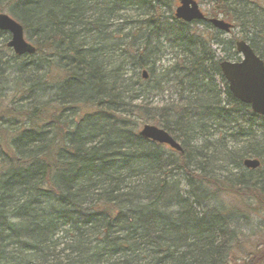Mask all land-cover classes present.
Masks as SVG:
<instances>
[{"label":"trees","instance_id":"1","mask_svg":"<svg viewBox=\"0 0 264 264\" xmlns=\"http://www.w3.org/2000/svg\"><path fill=\"white\" fill-rule=\"evenodd\" d=\"M210 1L207 17L240 27L263 60L264 22ZM171 2L0 0L34 48L16 56L0 32V264H258L239 221L264 212V135L212 139L235 114L259 118L218 68L235 39L164 16ZM166 47L174 63L158 68ZM141 125L182 152L139 137Z\"/></svg>","mask_w":264,"mask_h":264},{"label":"water","instance_id":"2","mask_svg":"<svg viewBox=\"0 0 264 264\" xmlns=\"http://www.w3.org/2000/svg\"><path fill=\"white\" fill-rule=\"evenodd\" d=\"M177 1L179 6L174 11L176 20L184 23L208 22L215 30L223 33H228L231 30V24L223 20L207 19L194 0ZM0 32L9 34L7 47L16 56L34 54V48L24 39L22 27L6 14H0ZM236 51L243 58L240 62L223 61L219 64L229 93L239 103L249 106L254 115L264 117V63L243 41L236 42ZM142 78L147 79L145 71L142 72ZM138 135L150 142L167 145L174 151L182 152L180 145L159 127L144 125ZM242 165L247 170H256L260 166V162L255 159H244Z\"/></svg>","mask_w":264,"mask_h":264},{"label":"rangeland","instance_id":"3","mask_svg":"<svg viewBox=\"0 0 264 264\" xmlns=\"http://www.w3.org/2000/svg\"><path fill=\"white\" fill-rule=\"evenodd\" d=\"M198 5L200 6L201 11L204 14H208V10L211 8L212 4L210 0H195ZM177 6V2L172 1L170 6L167 8L163 9V12L161 11V13L164 14V16H168L170 14V10L174 11V9ZM242 8L248 10V9H252L254 11V14L256 15V17L258 16V18L260 19L259 21L264 22V0H237V2L230 4V9H236V13H241ZM221 18V17H219ZM197 31H202L203 27L201 26H196V28H194ZM207 34H209V30L206 31ZM205 33V34H206ZM7 34V33H6ZM235 39L236 40H240L243 39L242 38V31L240 27H236L232 30V32L229 35H223L222 39ZM27 41V40H26ZM28 42V41H27ZM262 44H259L257 41V48L260 50ZM211 50L214 52L216 50V48L213 46H210ZM165 49H170L171 51L167 52L169 54H165L160 61L158 62V64L156 65V67L161 68V67H169V65H173L174 60H172L173 57V53H175L176 51H174L171 47H166ZM236 54V53H235ZM221 53H216V58H220ZM264 58V56H263ZM235 59H238L237 54L235 55ZM264 60V59H263ZM147 74V72H146ZM148 76V75H147ZM155 83V82H154ZM175 84H171L169 87L171 89L172 86H174ZM176 87H172L171 90H169L170 92L167 94H165V97H168V95L173 92V91H180V90H176ZM184 97L186 96L185 93H183ZM183 97V98H184ZM180 98V96H174L172 97V100L174 101H178ZM156 98V102H157ZM222 99L225 100V97L222 96ZM155 100V98H154ZM160 106V104H156ZM235 119L238 120L236 125H233L231 127V130H227V126L226 127H221L220 131H217L214 133V136L212 137L213 141H217L219 142L220 140L217 139V133H221V135H224V137L226 138L225 142L227 145L230 146V148L233 147H239L240 145H242L248 138H252L253 136L255 137H259L261 135H264V120L262 118H256L254 120V122L250 123H246L247 121V116L244 115H240L239 114H235ZM142 127V125L138 128V131L140 130V128ZM240 134V135H238ZM247 136V137H246ZM222 141V140H221ZM202 141H197L195 144H201ZM222 200L229 204H239L241 201L237 200L236 198H222ZM247 204H250L254 207H257L253 201L251 200H247L246 202ZM262 210H264V207H262ZM240 226H239V232L245 237L241 240L242 245L244 246V254H251L254 255V258H257V262L258 264H264V212L262 211L260 212H251L250 214L248 213L246 215L245 219H242L239 221ZM238 258H242V255L238 254L237 255ZM238 263V262H236Z\"/></svg>","mask_w":264,"mask_h":264},{"label":"flooded vegetation","instance_id":"4","mask_svg":"<svg viewBox=\"0 0 264 264\" xmlns=\"http://www.w3.org/2000/svg\"><path fill=\"white\" fill-rule=\"evenodd\" d=\"M233 1H236V0H233ZM231 2V1H230ZM232 25V24H231ZM233 30V26L231 27V30L228 32V33H222V34H224V35H228L231 31ZM239 41H243L246 45H248L249 46V44L245 41V40H242V39H240V40H237V41H235V43H234V49L233 50H231V52H233L234 51V54L236 53L237 54V56H238V59H229V60H221V61H219V63H218V68H219V64L221 63V62H223V61H227V62H231V63H238V62H240L243 58H242V56L236 51V42H239ZM250 47V46H249ZM251 48V47H250ZM251 50L253 51V49L251 48ZM253 53L255 54V56H257L256 55V53L253 51ZM235 54V55H236ZM259 59H260V57L259 56H257ZM263 63H264V61L262 60V59H260Z\"/></svg>","mask_w":264,"mask_h":264}]
</instances>
